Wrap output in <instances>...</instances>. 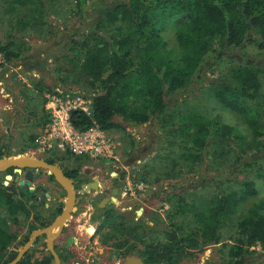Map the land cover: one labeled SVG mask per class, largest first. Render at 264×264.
I'll use <instances>...</instances> for the list:
<instances>
[{"label": "trees", "instance_id": "trees-1", "mask_svg": "<svg viewBox=\"0 0 264 264\" xmlns=\"http://www.w3.org/2000/svg\"><path fill=\"white\" fill-rule=\"evenodd\" d=\"M2 1H7L11 10L23 13L9 17L6 39H0V55L4 61L0 68L23 60L27 48L25 33L44 30L50 34L46 0ZM71 1L75 7L72 13L81 20L82 26L72 36L70 51L82 57L78 66L95 91L90 96L91 114L81 109L70 113V122L76 130L125 131L122 123L144 125L158 120L164 129L169 128L170 134L183 138V147L179 146L183 152L178 162L175 161L176 167H183L180 160L202 162L216 139L228 142L235 153L230 170L210 181V186L216 184L219 193H215L207 206L197 207L180 196L171 202L168 219L192 214L193 222L188 230L178 228L177 224L166 226L164 221H159L156 228L143 223L136 227L143 234H154L163 228L162 240L147 235L142 240L147 262L171 259L176 250L189 255L191 251L219 244L225 223L233 222L229 213L258 194L256 183L240 179L239 175L264 161V123L261 121L264 69L242 50L253 45L264 52V0ZM85 21L90 26L80 35ZM169 24L177 25L176 52L168 49L163 35ZM230 52H239L241 63L234 65L228 75L215 76L213 70ZM65 58L74 59L69 54ZM230 58L236 59L233 55ZM206 86L215 101L239 116L251 131L256 147L253 152L243 146V137L223 132L214 120L198 113L185 116L180 112L169 113L170 102L178 94ZM175 117L179 119L178 124L172 123ZM47 121L46 118L45 125ZM31 139L34 142L35 136ZM134 145L135 137H131V147ZM5 156H11L7 145L0 147V159ZM192 166L189 172L193 171ZM225 182L229 188L221 187ZM201 183L197 181L194 185L198 187ZM29 195L23 192L22 198L17 199L0 183V264L9 263L6 254L15 239L8 223H17L30 215ZM233 223L235 232L228 237L232 242L225 244L228 248L225 264H251L250 259L263 254L253 248L259 246L264 251V203L253 205ZM31 259L26 257L19 264H32ZM51 260L49 257L37 264H51Z\"/></svg>", "mask_w": 264, "mask_h": 264}, {"label": "rangeland", "instance_id": "rangeland-1", "mask_svg": "<svg viewBox=\"0 0 264 264\" xmlns=\"http://www.w3.org/2000/svg\"><path fill=\"white\" fill-rule=\"evenodd\" d=\"M46 1L49 5L47 19L49 29L47 31L50 34H45L44 30L25 33L27 48L23 53V56H25L23 60L0 68V147L7 145L9 155L14 157L19 158L30 155L33 158L51 159L57 162L61 161L62 158H67V155H70V157L74 155L70 150L64 151L62 147H59L63 141L49 135L53 112L69 109L73 101L79 98V105H83L82 107H85L91 114L92 99L90 96H93L95 91L90 88L89 79L78 66L82 57L78 58L75 52L70 51L72 36L82 26L81 20L72 13V10L75 9L73 2L71 0ZM6 3L7 1L1 0L0 39L3 41L6 39L9 17H12L10 15L17 16L23 13L21 10H11ZM89 26L90 22L85 21L82 30L79 32L80 35ZM176 26L175 24H169L163 33L168 43V49H173L175 52L177 51ZM237 53H228L213 70L214 75H228L234 65L241 63L242 59ZM242 53L264 69L263 51L249 45L242 50ZM68 54L74 58L73 61L65 58ZM230 55L235 56L236 59L233 60ZM3 62L1 61L0 64ZM262 84L264 94V71ZM49 89L52 90L51 93L48 92ZM174 112H180L182 116L192 113L201 114L206 119L216 121L222 127L223 132L243 137V146L249 151L253 152L256 149L251 131L243 120L234 112L217 103L211 96L207 86L195 91L178 94L172 99L169 106V113L173 115ZM43 118L45 119L43 120ZM46 118L48 121L45 125ZM177 121L179 122V119L175 117L172 123L178 124ZM261 121L264 123V113ZM122 126L125 131L104 132L112 141V146L115 147L112 152L115 158L108 160L107 163L116 164L119 158L124 161L132 158L135 146L138 145V152H141L140 154L137 153L140 162L134 168L139 171L132 173L129 181H132L134 175V179L138 181L140 178L145 177L149 181H154V184L158 186L164 185L163 193L160 195L161 202L157 201V214L151 210L148 211L144 217L145 221L153 228L158 226L159 221H164L166 226L177 224L178 228L188 230V226H192V214L186 213L168 219V213L172 212L171 202L177 201L180 196L184 197L188 203H196L197 207L202 208L201 205L203 204L207 206V202L210 203L215 193H219L216 184L210 186V181L230 170L228 168L234 162L235 153L227 145L228 142H221L220 139H216L215 144L209 146L208 152L203 155L202 162L180 160L183 167H176L174 166L175 161L178 162V157L183 152L179 147H183V143H181L183 138L176 133L170 134L169 128L164 129L162 123L158 120H152L144 125L122 123ZM31 136H35L34 142H32ZM131 137H135L136 145L134 147H130ZM130 163L133 162L130 161ZM191 166L193 171L189 172ZM126 169L129 170L128 167ZM180 171L182 174H179ZM178 174L179 177L177 176L174 179L173 176ZM239 178L255 182L258 194L247 199L236 210L229 213L233 222L245 215L253 205L264 203V161L262 160L246 170L245 173L239 175ZM197 181L202 183L195 187L194 184ZM221 187L226 189L230 186L225 182L221 184ZM109 216L110 219L105 224L99 225L98 232L105 235L103 238L104 245H106V242L111 241L115 246L106 247L102 243L101 245L97 242L95 244L89 243L86 251L87 254L93 253V255L85 254L80 264H82L81 262L83 264H102V261L110 263L111 259L115 258V254L119 252L116 249L117 240H111L112 237L118 236V232H121L122 236H118L117 239L124 241L128 237L123 234L141 232L140 229L135 232L131 229L126 230V228L122 231L115 230L113 227H118L119 218L115 219L116 215L112 211L109 212ZM154 218H156V221H153L154 223L150 222ZM98 219L101 221L100 216ZM233 222L228 221L225 223L223 239L219 244L204 248L202 251H191L189 255H183L180 250H176L171 259L161 258L150 264H225V261L228 260V248L225 247V244L232 242L228 237L235 232ZM8 227L13 230L9 223ZM162 229L161 227L160 231L155 233L153 237L158 236V239L162 240L164 238ZM180 234L185 235L181 232ZM253 249L263 254L255 259H250L251 264H264V251L259 246ZM138 250H141L140 247ZM92 259L95 261L94 263Z\"/></svg>", "mask_w": 264, "mask_h": 264}, {"label": "flooded vegetation", "instance_id": "flooded-vegetation-1", "mask_svg": "<svg viewBox=\"0 0 264 264\" xmlns=\"http://www.w3.org/2000/svg\"><path fill=\"white\" fill-rule=\"evenodd\" d=\"M137 153L140 154L141 152L137 151ZM133 154L134 156L132 158L125 159V161L119 158L116 164L74 156H69V158L57 162L51 159H42L49 164L57 165L63 171L64 175L72 181L76 194L74 204L75 210L71 213L70 219L66 221L59 232L57 230L54 231L56 234L54 250L60 257L62 264H80L81 259L88 253L86 250L88 249L89 243L95 244L97 242L99 245H101V243L104 245L103 238L105 235L98 232V229L99 225L105 224V222L110 219L109 212L112 211L116 215L115 219L119 218L117 224H119L120 227L119 225L117 228L114 226L113 228L115 230L118 229L122 231L126 228V230L131 229L133 232L138 230L136 227L139 224L143 223L149 226L148 222L144 219L148 211L146 210L145 214H143L145 202L151 199V204L155 205L154 208H151V211L157 214V201L161 202L160 195L163 193L164 185L158 186L154 184V181H149L145 177L140 178L141 180L138 181L134 179V175L132 176V181H129L132 173L139 171L134 168V166L140 162V160H138V154ZM130 161L133 163L131 164ZM61 164H63V166H61ZM127 167L130 171L126 169ZM27 171L28 169L23 170V173L20 174L17 172V169L11 168L5 171L6 173H3L5 177L12 178L9 180V185L5 186L4 181H0V183L13 193L17 199L22 198L23 192H28V194H30L28 200L29 217L21 219L17 223L9 222L13 227L11 232L15 239L7 250V261H9L11 255H15L16 257L20 255V250L30 241L34 233L50 227L56 219L64 213L66 202L68 203V193L66 189L63 188L57 179L48 171L33 169L32 185L21 186L19 183L20 181L28 182L25 178V173ZM37 175H40V178H37ZM155 183H157V181H155ZM95 184H99V190L104 194L106 200L104 208L101 207L103 204L102 201L94 200L96 193H94L95 189L93 186ZM86 187L90 188V192H86ZM80 191L84 192L80 193ZM117 196L123 197L125 201L124 207L114 206L116 201L113 200L117 199ZM79 211H85L83 214L88 216V223L94 222L96 228L90 236H85V234L82 233L80 235L81 238L77 240L76 228L79 226L78 223H83L85 220L84 218L77 219L74 217L75 214L80 213ZM138 212H141V214L139 215ZM98 215L101 221L98 219ZM76 219L77 221H74ZM153 221L155 222L156 218L150 222L154 223ZM138 232L134 234H123L128 237V239L124 241H121L122 239H117L119 238L118 236H122L121 232H118V236H113L111 240H117L116 249L119 252L114 251L117 253L115 254V258L111 259L110 263L102 261V264H121L128 257H136L141 259L145 264H150L146 260V249L142 240H144L145 235L152 238L155 233L143 234L142 231ZM153 238L158 239V236ZM105 244L104 246L106 247L115 246L111 241ZM139 247L141 250H138ZM87 255H93V253ZM29 256L32 258V264H37L49 257H52L51 264H56L49 249L48 236L46 234L40 235L34 241L33 245L24 254L18 264ZM92 262L94 263L95 261L92 259ZM81 263L83 264V262Z\"/></svg>", "mask_w": 264, "mask_h": 264}, {"label": "water", "instance_id": "water-1", "mask_svg": "<svg viewBox=\"0 0 264 264\" xmlns=\"http://www.w3.org/2000/svg\"><path fill=\"white\" fill-rule=\"evenodd\" d=\"M15 168L17 169V172L22 174L23 170L28 169V171L25 173V178L28 180V182L20 181L21 186H31L32 185V180H33V169H40L44 171L50 172L56 179L57 181L63 186V188L66 189L68 193V203L66 202V208L64 210V213L61 214L56 221L48 228L44 229L43 231H39L37 233H34L31 236L30 241L25 245L20 250V255L15 256L11 255L10 256V263L9 264H18V262L23 258L24 254L29 250V248L33 245L34 241L42 234H46L48 236V246L49 249L54 257L55 263L56 264H62L60 257L54 250V240L56 238V234L54 231H60L61 228L64 226L66 223V217L70 218L71 213L75 210L74 204H75V199H76V194L74 190V185L72 181L66 177L63 173V171L57 166V165H52L46 162L45 160L42 159H37L33 158L30 155H26L24 157H5L0 159V181H4V185L8 186L9 185V180H11V177H5L4 172L11 169ZM37 178H40V175H37ZM94 193H96L95 199L96 201H102L103 204L101 205L102 208L105 207V197L104 194L99 190V184H95L93 186ZM84 191H80V193H83ZM86 192H90V188L86 187ZM140 215L141 212H138ZM121 264H145L141 259L136 258V257H128L123 263Z\"/></svg>", "mask_w": 264, "mask_h": 264}, {"label": "built area", "instance_id": "built-area-1", "mask_svg": "<svg viewBox=\"0 0 264 264\" xmlns=\"http://www.w3.org/2000/svg\"><path fill=\"white\" fill-rule=\"evenodd\" d=\"M3 61L0 55V62ZM80 99L76 98L69 106V109L53 112L52 123L49 127V135L53 138H59L62 145L59 147L65 151L70 150L74 156H85L93 160L109 158L115 147L108 136L98 128H91L86 132L76 130L70 122V113L72 110L81 109L89 114V111L79 105ZM51 147V145H49Z\"/></svg>", "mask_w": 264, "mask_h": 264}, {"label": "crops", "instance_id": "crops-1", "mask_svg": "<svg viewBox=\"0 0 264 264\" xmlns=\"http://www.w3.org/2000/svg\"><path fill=\"white\" fill-rule=\"evenodd\" d=\"M131 147V146H130ZM129 147V148H130ZM137 151H139V147H138V145H136L135 146V150H134V153L135 154H137ZM69 156L70 155H67L66 157L67 158H69ZM67 158H62V159H67ZM78 158H87V157H85V156H82V157H78ZM112 158H115L114 156H110L109 158H106V157H104V158H101V159H99L100 161H103V162H107L108 160H111ZM89 159H91V158H89ZM93 160V159H92ZM151 200V199H150ZM150 200H148V202L150 201ZM113 201H116L115 202V207H119V206H122V207H124L125 206V204H124V199H123V197H121V196H117V199H114ZM148 202H145V204H144V213L143 214H145V211L147 210V211H149V210H152L151 208H154L155 207V205H152L151 204V202H152V200L148 203ZM100 210H102V209H100ZM80 213L79 214H75L74 215V217H76L77 219L79 218V219H81V218H84L85 220L83 221V223H78L79 224V226H77V228H76V235H77V240H79L81 237H80V235L83 233V234H85V236H90L91 235V233L94 231V229L96 228V224H94V222L92 223V222H90V223H88V216H86L85 214H83V213H85V211H79ZM82 212V213H81ZM70 219V218H69ZM77 219L76 220H74V221H77Z\"/></svg>", "mask_w": 264, "mask_h": 264}, {"label": "bare ground", "instance_id": "bare-ground-1", "mask_svg": "<svg viewBox=\"0 0 264 264\" xmlns=\"http://www.w3.org/2000/svg\"><path fill=\"white\" fill-rule=\"evenodd\" d=\"M67 219H69V218L66 217V220H67Z\"/></svg>", "mask_w": 264, "mask_h": 264}]
</instances>
